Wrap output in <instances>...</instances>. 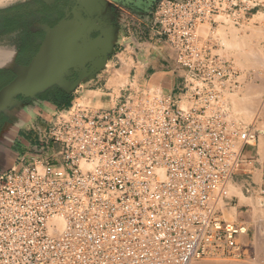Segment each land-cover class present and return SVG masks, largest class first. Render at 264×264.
<instances>
[{"label": "built area", "instance_id": "obj_1", "mask_svg": "<svg viewBox=\"0 0 264 264\" xmlns=\"http://www.w3.org/2000/svg\"><path fill=\"white\" fill-rule=\"evenodd\" d=\"M263 3L157 0L145 35L124 51L148 61L162 52L179 96L133 76L107 105L73 101L46 120L36 151L0 171V264L238 257L249 229L224 217L225 192L258 132L233 112L241 74L212 35L250 24Z\"/></svg>", "mask_w": 264, "mask_h": 264}, {"label": "crops", "instance_id": "obj_2", "mask_svg": "<svg viewBox=\"0 0 264 264\" xmlns=\"http://www.w3.org/2000/svg\"><path fill=\"white\" fill-rule=\"evenodd\" d=\"M88 1L82 0L83 6H86ZM77 6L80 7V0H0V83L6 79L3 75L11 74L15 77L21 69L29 65L38 53L48 31L70 15ZM262 10L264 3L256 11L254 19L263 13ZM87 11L97 12L93 7ZM255 28L258 30H254L253 34L249 32L245 38L242 37V41L255 52L264 54V25L258 22ZM103 39L105 48L101 57L107 58L105 68L96 75L90 71L76 81L64 82L59 88L73 94L76 84L84 83L92 88V92L100 93L96 98L101 106L107 105L109 103L107 94H111L108 87L109 78L106 76L109 73L107 69L118 66L116 70H120L123 75L128 74L129 79L136 76L142 83L162 87L166 93L174 97L179 96L182 85L178 82V75L167 71L161 52L154 53V58L149 61L150 65L147 67L141 62L147 60L144 56H131L133 61L131 65L130 57L126 58L128 61H123L118 55L119 48L116 47L112 32L107 33L104 30ZM248 75L250 78L243 82V91L234 102L232 101V108L244 122L254 124L258 140L245 148L244 166L234 176L233 181L242 187L244 196H254L256 191L264 188V69L258 75L253 72ZM169 77L174 80L172 86L164 87L162 82ZM42 103L43 101L32 97L26 103L18 101L12 107L0 111V171L9 169L18 160L27 156L28 151L37 147L31 129L37 123L44 124V120H50L55 114L47 116L44 113V118H40L44 112ZM44 104L49 103L44 101ZM232 201H235L233 208H236V211L232 208V215L237 219L242 218L238 216V209L244 206L243 202L239 197L232 198ZM193 264L219 263L204 259Z\"/></svg>", "mask_w": 264, "mask_h": 264}, {"label": "rangeland", "instance_id": "obj_3", "mask_svg": "<svg viewBox=\"0 0 264 264\" xmlns=\"http://www.w3.org/2000/svg\"><path fill=\"white\" fill-rule=\"evenodd\" d=\"M141 3H142V0H133L132 2L130 0H102L101 5L99 7V11L97 13V16L101 18L102 21L104 20L105 23H106V20L110 19V16L112 17L114 21V28L112 30L110 28L109 29L103 28V30H105V32L107 31V33H110L109 31L112 32V36H115V40L117 43L116 47L119 48L117 49L118 55H120V58L123 61H128L126 60V58L130 57V61H129L130 64H133L131 56L130 54L125 53L124 51V46L128 44L127 38L125 39V35L127 33L126 27H125L126 25L125 20L127 16L130 18L134 17L135 19H140V20L142 18L143 24L141 27L145 30L146 25L148 24L147 19H148L149 13L147 12L148 10H144L143 7L141 8V6H139ZM257 10L258 8L255 10L254 16ZM262 12L263 13L259 15L258 17H256L255 19L253 17V20L251 21L250 24L239 26V27L230 26V25H222V26H219L215 30V34L217 36L215 34L212 35L213 43L217 45L215 47V53L225 58L226 60L234 61L236 68L239 70L241 74L239 79L241 81L242 86H243V82L246 81L248 78H250L248 73L253 72L256 75H258L262 73L264 69V54L255 52L252 47L249 48L247 44L245 45L244 41H242V37L245 38V36H247L249 32L253 34L254 30H258L257 28H255V24L259 22L260 24L264 25V10H262ZM204 29L209 30V27L203 26L202 30L204 31ZM223 30H225V32ZM219 31L228 33L225 38L226 47L222 44L223 39L221 38L222 35H220L221 32ZM233 36L234 37L236 36L235 37L236 39ZM134 40H137V37H134ZM229 41L236 43L235 45L237 46L231 47L230 45L232 42L229 43ZM227 43H229L230 45ZM238 44L239 45L242 44L240 46L242 49L238 47L239 46ZM251 49L254 52L251 51ZM250 52L251 54L252 53L253 54L251 55ZM254 58L256 59L254 60ZM117 68L118 66L116 67L111 66L109 69H107L109 73H107L106 76L107 78H109L108 87L110 89L117 88L118 86L115 83V81H113L114 78L118 75V74H114L115 73L114 71ZM173 81L174 80L172 77L165 78L162 84L164 87H171ZM242 86L239 90V94H241L243 91ZM91 89H92L91 87H88L84 83H81L79 86L75 88V90L73 91L74 93L70 94L73 98L72 102L73 101L84 102L86 104H90L93 107H100L101 105L99 104V100L96 98V96H100V93L92 92ZM152 89L156 91H161V87L159 86H155ZM42 94L43 93H40L38 96H36L38 100L43 101L42 105H44V108H43L44 112H42V117L40 118H44L45 114L47 116L48 115L50 116L51 113L53 114L59 110L67 108V107L61 106V103L59 102V100H57L56 96H54L53 94L47 93L48 96L45 93H44L45 95L44 94L42 95ZM239 94L235 96H231L233 102L235 101V98ZM44 101L48 102L49 104H44ZM240 121L244 124V126L248 127L250 125L244 122L241 116H240ZM35 140H37V138ZM37 145H39V143H37ZM35 151H36V147L28 151V153H32ZM57 151H58L57 148L56 149L50 148L49 152L47 150V153H48L47 156H49V158L51 159H54L57 157ZM230 184H232L231 187H233V189L235 187L234 191H232L233 189L231 190L229 188ZM229 189L231 192H229ZM227 191H228V194L226 195L227 199L225 201V206L226 208L227 207L228 208L224 210L225 218L229 221H236L241 224H245L249 228V233L241 241L242 242V246L240 248L241 253H239L238 257L236 258L230 257L226 259H211V260L219 264H264V218L263 216H261L262 218H259L260 216L257 213L260 211V209H264V198H262L260 195L261 190L256 191V193H254V196H244L242 193V187L238 184H235L234 181H232L231 183H229ZM235 197H239L241 199V202H243V205H244L243 207L238 209V216L242 217L240 219L239 218L237 219V217L232 215L231 213L232 208L235 205V201L231 202V200L232 198H235ZM255 209H257V211ZM233 210L236 211V208H233Z\"/></svg>", "mask_w": 264, "mask_h": 264}, {"label": "water", "instance_id": "obj_4", "mask_svg": "<svg viewBox=\"0 0 264 264\" xmlns=\"http://www.w3.org/2000/svg\"><path fill=\"white\" fill-rule=\"evenodd\" d=\"M101 2L89 0L83 6L80 0V7L74 8L70 15L48 31L30 64L0 89V111L15 105L19 97H36L53 86L68 82L66 78L72 73H80L82 77L93 71L96 75L105 68L107 58L101 57L105 48L104 30L97 16ZM92 7L97 12L87 11ZM95 33L99 35L92 38ZM141 62L146 67L149 63L148 60Z\"/></svg>", "mask_w": 264, "mask_h": 264}, {"label": "flooded vegetation", "instance_id": "obj_5", "mask_svg": "<svg viewBox=\"0 0 264 264\" xmlns=\"http://www.w3.org/2000/svg\"><path fill=\"white\" fill-rule=\"evenodd\" d=\"M156 2H157V0H142V3L139 6H141V8L143 7L144 10H148L147 12L149 13V12L153 11V9H154V7L156 5ZM99 19H100V23H101L102 28H104V29H106V28L109 29L110 28L111 30L114 28V21H113L111 16H110L109 20H106V23L104 22V20L102 21L101 18H99ZM142 20L143 19H141V20L140 19H135L134 17H131V19L128 16L126 17V20H125V24L126 25H125V27H126V32L127 33L125 35V39L127 38L128 42H129V39L130 40H134V37H137V39H140L142 36L145 35V33L147 31V27L145 28V30L141 27L142 24H143ZM109 32H111V31H109ZM98 35H99V33H95V34L92 35V38H96ZM89 70H91V69H89ZM89 72H87V73H89ZM3 76H5L6 79L1 81L0 89L2 87H4L5 85H7L9 82H11L13 80V78H14L11 74H8L7 76L6 75H3ZM79 77H80V73H72L71 75L67 76L66 79L69 82H73V81L78 80ZM41 93H43V94L44 93L45 94H47V93L50 94L51 93L54 96H56L59 93H67V92H65L63 89L59 88V86H53V87H51V88H49L46 91L41 92ZM48 94H47V96H48ZM18 99H19V101H24V103L28 102V100H29V98H24V97H19ZM45 121L46 120H44V124H45ZM44 124L37 123L31 129V133H32V136H33L34 140L37 138V129L42 127ZM35 141L38 143L37 140H35Z\"/></svg>", "mask_w": 264, "mask_h": 264}, {"label": "bare ground", "instance_id": "obj_6", "mask_svg": "<svg viewBox=\"0 0 264 264\" xmlns=\"http://www.w3.org/2000/svg\"><path fill=\"white\" fill-rule=\"evenodd\" d=\"M230 29V28H229ZM222 30V29H221ZM224 32H225V30H223ZM231 31V30H230ZM233 31V30H232ZM202 32H203V34H205V35H207V33H209V30H206V29H204V31L202 30ZM219 32H221V31H219ZM224 32H221V34L220 35H222V44L226 47V42H225V38H226V35L228 34L227 32L226 33H224ZM230 33V32H229ZM215 34V33H214ZM218 34V33H217ZM216 35V34H215ZM235 35V34H234ZM217 36V35H216ZM224 36V37H223ZM234 37V36H233ZM236 37V36H235ZM234 37V38H235ZM216 38V37H215ZM233 38V39H234ZM232 39V38H231ZM236 39V38H235ZM227 40H229V39H227ZM239 41V40H238ZM230 42H232V41H229V43ZM237 42V41H236ZM229 43H227V44H229ZM238 43V42H237ZM241 43V42H240ZM246 43V42H245ZM221 44V43H220ZM236 43H234V42H232L231 43V47H233V46H237V45H235ZM239 45V44H238ZM242 44H240L238 47H240ZM244 45V44H243ZM246 45V44H245ZM241 48V47H240ZM240 48H238V49H240ZM242 49V48H241ZM254 50V49H253ZM252 49H251V51H253ZM256 50H257V48H256ZM260 51V50H259ZM254 52V51H253ZM241 53V52H240ZM242 53H244V52H242ZM161 54H162V52H161ZM250 54H251V52H250ZM250 54H249V56H250ZM253 54V53H252ZM251 54V55H252ZM255 54V53H254ZM163 55V54H162ZM250 58V57H249ZM256 58H254V60H255ZM132 65V64H131ZM130 65V66H131ZM115 73L114 74H118L115 78H114V80L113 81H115V83L118 85L117 87H119V86H121V85H125L127 82H128V80H129V77H128V74H125V75H123L122 73H121V71L120 70H115L114 71ZM115 89H117V88H115ZM163 89H161V91H162ZM160 92V91H159ZM231 104H232V98H231ZM233 112H235L238 116H239V119H240V115L233 109ZM251 125H254V124H251ZM250 125V126H251ZM234 180V178L229 182V183H231L232 181ZM229 183H228V185H229ZM228 185H227V187H226V192H225V194L227 195L228 194V191H227V189H228ZM231 185L232 184H230V186H229V188L232 190L233 189V187H231ZM233 186H234V184H233ZM230 189H229V192H231L230 191ZM234 189H235V187H234ZM234 189L232 190V191H234ZM263 189V188H262ZM261 189V190H262ZM253 202V201H252ZM260 205V204H259ZM226 209V206L223 208V211ZM258 209V208H257ZM257 209H255L256 211H257ZM259 210V209H258ZM255 212V211H254ZM258 213V215L260 216L259 218H262L261 216H263V218H264V209H260V211L259 212H257ZM228 216H229V214H228ZM255 216V215H254ZM224 217H225V212H224ZM258 218V217H257ZM256 218V219H257ZM232 222H236V221H232ZM236 223H238V224H241V223H239V222H236ZM243 225H245V224H243ZM246 226V225H245ZM247 227V226H246ZM248 228V227H247ZM249 229V228H248ZM249 233V232H248ZM248 235V234H247ZM247 235H245L243 238H245ZM242 238V239H243ZM242 239H241V241H242ZM195 263V262H194Z\"/></svg>", "mask_w": 264, "mask_h": 264}, {"label": "trees", "instance_id": "obj_7", "mask_svg": "<svg viewBox=\"0 0 264 264\" xmlns=\"http://www.w3.org/2000/svg\"><path fill=\"white\" fill-rule=\"evenodd\" d=\"M57 100L61 103L63 107H70L72 104V96L68 93H59L56 95Z\"/></svg>", "mask_w": 264, "mask_h": 264}]
</instances>
